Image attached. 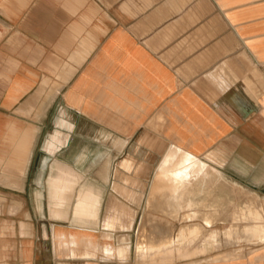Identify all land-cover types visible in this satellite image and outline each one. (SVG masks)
<instances>
[{"label": "crops", "instance_id": "0c3cea01", "mask_svg": "<svg viewBox=\"0 0 264 264\" xmlns=\"http://www.w3.org/2000/svg\"><path fill=\"white\" fill-rule=\"evenodd\" d=\"M254 209L264 0H0V264H264L142 257Z\"/></svg>", "mask_w": 264, "mask_h": 264}, {"label": "rangeland", "instance_id": "374dc122", "mask_svg": "<svg viewBox=\"0 0 264 264\" xmlns=\"http://www.w3.org/2000/svg\"><path fill=\"white\" fill-rule=\"evenodd\" d=\"M161 173H163V172H161ZM199 173H201V172L200 171H197V170H190L189 172H187V171L186 172H181V171L174 170L172 172H169L168 173L169 174L168 180L169 179L172 180L173 181V184H174V186L172 187L173 193L175 195L174 198H176V194H178V192L180 191L181 184L183 183V180H182V176L181 175L182 174L184 176L187 175V178H189L191 180V179H195ZM163 179H165V178H163ZM163 181H165V180H163ZM224 192L225 191L223 190V193ZM170 205H172V204H170ZM222 205L224 206V205H227V204L222 203ZM143 206H144V204H143ZM147 206H149V204H147ZM164 206H165V204H163V207ZM168 207H170V206H168ZM173 207L180 208L181 207V204L180 203H174L173 204ZM253 211H254V216H256L255 218H252L253 221H252V219L251 220H246L244 218H241V219L240 218H237V220L238 221H241V220L247 221L248 223L250 222L252 225L253 224L254 225L255 224H259V223H264V215L259 210H257V209H254ZM222 221H223V226H228L229 225L228 219H222ZM234 221H236V219H234ZM176 222H178V220H176ZM247 228H249V227H247ZM247 228H245V229H247ZM245 229L243 230V233L240 234V235L233 234L230 229H227L225 231V233L221 236V240L220 241L218 240V237L217 236H214V235L207 236V238L208 237H211L210 238V241H213V242H210L209 241V243H208V244H210L211 248H214V249H218L220 247L222 248V252H220L219 254H217L218 257L216 255V258H220L219 257L220 255L230 254V253H234V254H237V255H235L233 258H229V259L222 258V259L223 260L235 259V258H238V257L242 256L241 255L242 253H249L250 254L249 257H250L252 255V252L255 249H257V248H254V247H256L257 244H262V245L264 244L263 242L259 241L256 238V235L254 233L255 231L260 230V227L254 228L256 230L251 229V232H253V234H252L251 237L244 235ZM180 231H182V230H180ZM182 234L179 233V234H177L178 236L175 235L170 240L173 241L174 238L177 239V237H181ZM194 235L196 237L200 236V235L197 236L196 234H191V236H194ZM188 236H190V235H187V237ZM203 239H204V236H203ZM201 243H204V242L202 241ZM216 243H217V248H215ZM194 256H196V255H194ZM190 257H193V256H190Z\"/></svg>", "mask_w": 264, "mask_h": 264}, {"label": "bare ground", "instance_id": "6f19581e", "mask_svg": "<svg viewBox=\"0 0 264 264\" xmlns=\"http://www.w3.org/2000/svg\"><path fill=\"white\" fill-rule=\"evenodd\" d=\"M262 226H264V225H261L260 226V230L254 232L255 235H256V237H260V239H259L260 241L261 240H264V228ZM256 227H259V226H254V228H256ZM248 229L249 228H247V230ZM253 230H256V229H253ZM194 232L195 231L193 230V231L189 232V234H187V233L186 234L185 233L182 234L181 233L182 234V236L180 235L181 237H177V239L174 238L175 240L173 239V241H171V240L165 241V243L163 241L164 244L161 241L160 243L163 244V247H161L162 245L161 246L158 245L159 247L158 246H156V247L154 246L155 249H153V251H149L147 254H143L142 257H146V259H147V257H150V256H152V257H157V256L159 257L160 256L162 258L169 259V258H175V257H178V258H187V257H190V256L203 254L209 248H211L210 244H208L211 237H208L207 238V235H206V236H204V239H203V236H201V235H200L201 237L198 236L199 235L198 233L196 234L198 237H196L195 235L194 236H191V234H195L196 233V232L195 233ZM197 232H199V231H197ZM187 235H190V236L187 237ZM246 236H247V234H246ZM202 241L204 243H201ZM210 242H213V241H210ZM144 244H145V242H144ZM215 248H217V243H216ZM141 253H143V251ZM235 255H237V254L230 253V254L220 255L219 257L221 259L222 258L229 259V258H233ZM217 257H218V255H217ZM139 260H140V258H139ZM154 260H156V258H154ZM160 261H161V259H160ZM156 262H158V261H156Z\"/></svg>", "mask_w": 264, "mask_h": 264}]
</instances>
